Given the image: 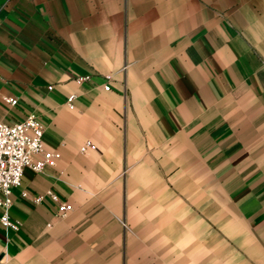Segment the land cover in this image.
<instances>
[{"label": "crops", "instance_id": "1", "mask_svg": "<svg viewBox=\"0 0 264 264\" xmlns=\"http://www.w3.org/2000/svg\"><path fill=\"white\" fill-rule=\"evenodd\" d=\"M30 113L61 157L0 264H264V0H0V121Z\"/></svg>", "mask_w": 264, "mask_h": 264}, {"label": "built area", "instance_id": "2", "mask_svg": "<svg viewBox=\"0 0 264 264\" xmlns=\"http://www.w3.org/2000/svg\"><path fill=\"white\" fill-rule=\"evenodd\" d=\"M88 79V76L77 77V82ZM48 88H51L50 86ZM103 89L108 91L110 86L105 84ZM76 94L66 97L65 104L69 109L74 108ZM4 101L15 105L16 97H5ZM44 126L34 113L28 114L23 120L13 123L0 121V223L4 227L17 230L19 222L11 219L8 210L12 205L13 189L21 183L23 171L28 168L35 172H42L45 167H55L61 157L59 151L47 150L43 146ZM95 145L85 140L79 146L81 152L94 150ZM26 196V193H22ZM47 195L58 205L60 216L71 210V205L59 202L57 196L51 191ZM37 196L34 201H40Z\"/></svg>", "mask_w": 264, "mask_h": 264}]
</instances>
